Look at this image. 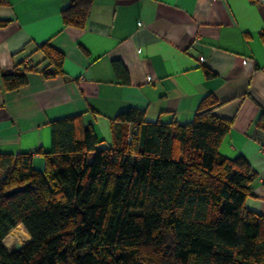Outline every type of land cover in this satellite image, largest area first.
<instances>
[{"label": "trees", "instance_id": "1", "mask_svg": "<svg viewBox=\"0 0 264 264\" xmlns=\"http://www.w3.org/2000/svg\"><path fill=\"white\" fill-rule=\"evenodd\" d=\"M93 2L68 0L64 26L83 30ZM39 50L44 76L62 75L63 53ZM35 69L4 73L3 87L25 86ZM219 105L205 96L184 124L129 108L111 120L107 144L72 115L51 122L49 152L0 154V264H264V218L245 208L256 174L243 156L220 154L232 122ZM18 227L29 241L9 251Z\"/></svg>", "mask_w": 264, "mask_h": 264}, {"label": "crops", "instance_id": "2", "mask_svg": "<svg viewBox=\"0 0 264 264\" xmlns=\"http://www.w3.org/2000/svg\"><path fill=\"white\" fill-rule=\"evenodd\" d=\"M67 4L0 0V154L49 152L51 122L72 115L106 144L129 108L184 124L212 94L215 114L232 122L220 154L249 162L245 208L264 218V0H94L83 30L64 26ZM42 44L63 53L62 75L41 72ZM24 66L36 67L26 85L6 90L2 75ZM34 165L43 166L38 154Z\"/></svg>", "mask_w": 264, "mask_h": 264}, {"label": "rangeland", "instance_id": "3", "mask_svg": "<svg viewBox=\"0 0 264 264\" xmlns=\"http://www.w3.org/2000/svg\"><path fill=\"white\" fill-rule=\"evenodd\" d=\"M100 140H101V139H100ZM18 231H19V234H20V236H21L22 238H20V237H16V238H14V237L12 236V234H13L14 231H12V232L9 234V236L7 237V239L5 240V245H6V247H7L10 251H13V250H14V243H15V241H19V243H21L22 245L27 244V241H29L27 234L25 233V231H24L22 228H19V227H18ZM19 234H18V236H19Z\"/></svg>", "mask_w": 264, "mask_h": 264}, {"label": "water", "instance_id": "4", "mask_svg": "<svg viewBox=\"0 0 264 264\" xmlns=\"http://www.w3.org/2000/svg\"><path fill=\"white\" fill-rule=\"evenodd\" d=\"M27 244H25V245H22L21 243H19V242H15L14 243V250L15 251H19V250H21L23 247H25ZM9 250V249H8ZM10 251V250H9Z\"/></svg>", "mask_w": 264, "mask_h": 264}, {"label": "bare ground", "instance_id": "5", "mask_svg": "<svg viewBox=\"0 0 264 264\" xmlns=\"http://www.w3.org/2000/svg\"><path fill=\"white\" fill-rule=\"evenodd\" d=\"M18 234H19V231H18V229H16V230H14L12 236H13L14 238H16V237H20V238H22V237L20 236V234H19V236H18ZM15 242H19V241H15Z\"/></svg>", "mask_w": 264, "mask_h": 264}]
</instances>
